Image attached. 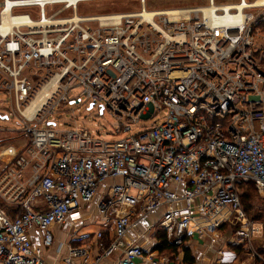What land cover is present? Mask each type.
Segmentation results:
<instances>
[{"label": "built area", "instance_id": "1", "mask_svg": "<svg viewBox=\"0 0 264 264\" xmlns=\"http://www.w3.org/2000/svg\"><path fill=\"white\" fill-rule=\"evenodd\" d=\"M98 1L0 3V91L14 99L31 137L0 178V199L16 211L12 217L0 207V264H45L31 232L51 247L52 227L83 222V208L108 181L97 207L114 239L106 245L103 230H76L70 240L78 247L65 264H102L116 255L117 264H186L194 240L207 243L218 264H232L230 247L263 232L248 219L237 186L253 182L264 193V44L256 48L264 42V5L208 0L145 19L141 0L136 13L79 15L81 4ZM55 77L49 106L69 103L80 86L86 102L121 121V138L59 129L44 122L49 107L27 119L36 93ZM156 118L161 122L125 136ZM156 212L148 232L125 241ZM152 228L165 246H154Z\"/></svg>", "mask_w": 264, "mask_h": 264}, {"label": "rangeland", "instance_id": "2", "mask_svg": "<svg viewBox=\"0 0 264 264\" xmlns=\"http://www.w3.org/2000/svg\"><path fill=\"white\" fill-rule=\"evenodd\" d=\"M215 1L217 5L237 4L239 2V0ZM246 1L252 3L256 0ZM1 2L2 0H0V3ZM207 3L208 2L201 3L200 0H146V8L148 11H163L175 8H194L199 5L202 6L201 4L207 5ZM141 6V0H104L89 4H81L78 13L81 16L129 14L139 12ZM21 12L29 13L30 10L22 9ZM247 12L257 14L258 11L248 10ZM263 44V41H257L256 48H261ZM81 92L82 88L80 86L75 87L68 95L70 99L69 103L58 105L57 108V105L49 106L47 112H49L48 114L50 115L46 116L44 122L48 120V122H52L54 120L56 127L59 129L81 128L89 130L97 137L99 136L107 141L121 138L120 135L116 134V131L121 127V121L112 116L107 110L100 113L99 106H95L93 110L89 111L91 102H86L85 97H81ZM79 98L82 100L80 104H72L73 101ZM6 116H8V119H4ZM160 116H163V114ZM48 122L38 127H45ZM156 122L160 123V118L142 121L132 126L131 132L125 136L137 135L145 128L154 126ZM25 124L26 122L23 117L20 116L19 113L17 114L15 110L14 99H11L6 91H0V127L7 130L4 133H0V172L6 167L9 161L15 157V154L13 155V151H11L14 149L15 144L17 145L19 143L20 146H25L27 144L28 146L31 142L30 134L23 131ZM10 129H12V133L8 132ZM253 203L255 206L254 211H252L250 216L247 215V217L253 222H258V224L263 227V232L261 235L253 238L251 242L245 243L239 247H230V250L237 254V258L232 264H250L255 260L263 261L264 263V193H260L257 190V197ZM87 211L90 212L91 210L87 207ZM90 213L93 214L94 210ZM259 213H261L260 216H262L260 220L255 218ZM233 229L234 227L228 231Z\"/></svg>", "mask_w": 264, "mask_h": 264}, {"label": "crops", "instance_id": "3", "mask_svg": "<svg viewBox=\"0 0 264 264\" xmlns=\"http://www.w3.org/2000/svg\"><path fill=\"white\" fill-rule=\"evenodd\" d=\"M201 3L208 2V0H200ZM208 4V3H207ZM202 6L197 7H203L207 6L204 4H201ZM193 8V7H192ZM179 9V8H175ZM4 119H8V116L4 117ZM7 131L6 129H2L0 127V133H4ZM12 133V129L10 131ZM18 143V142H17ZM23 144V143H22ZM27 144L25 146H20L18 143L15 144L13 151V155L17 156L19 154H23L26 150ZM13 157V156H12ZM13 162V159L9 161L7 165H10ZM112 184L111 181H108L106 184L102 185V187L99 190V194L94 199V202L90 205L83 208V216L84 221L81 223H77L75 225H71L70 223H65L63 225H54L52 227V232L54 234V244L49 248H44L42 243V236L40 231L33 230L31 232V239L34 249H41L42 255L45 260V264H65V261L70 256V250L72 248L78 247L77 244H74L71 242V236L76 233L77 231L81 232H97L100 230H103L104 233V243L106 245H109L112 240L114 239V232L111 224H108L104 219V216L100 213L98 209V203L102 200L104 195L107 194V186ZM0 207L8 213L9 216H15L16 211L15 208H13L11 205L4 204V202L0 199ZM87 207L89 210H94V213H90L87 211ZM160 218V212H156L148 217H146L140 224L137 230L132 231L128 234L125 241L131 242L133 238H137L139 234H144L149 231V229L155 225ZM157 232L160 233L158 229L152 228L150 233V238L152 240V243L156 244V248L158 247L159 240H162V238H159L157 236ZM163 241V240H162ZM190 252V255L192 256V259L195 264H218L216 256L212 252L208 251V246L206 244H200L197 240H194L190 243V247L187 248ZM118 255L110 257L106 259L102 264H117L118 261Z\"/></svg>", "mask_w": 264, "mask_h": 264}, {"label": "bare ground", "instance_id": "4", "mask_svg": "<svg viewBox=\"0 0 264 264\" xmlns=\"http://www.w3.org/2000/svg\"><path fill=\"white\" fill-rule=\"evenodd\" d=\"M104 1V0H100ZM146 1V0H145ZM245 4H247L245 2ZM255 5L262 6L264 5V0H257ZM237 8L239 10H242L241 6L238 5ZM145 10H146V5H145ZM154 12L152 11H147L143 14V17L145 19H151L154 15ZM120 16V15H118ZM10 15L8 14L4 20H3V27L5 28H10L12 22L9 20ZM79 17V15L77 16ZM108 16H101L100 19L101 21H106ZM118 20V17H115ZM22 20H27L26 17L22 18ZM17 19H15V22ZM14 23V22H13ZM57 83V77H55L53 80L51 79L50 82H48L45 86H43L39 92L37 93L36 97L32 100L31 104L27 107L26 111L24 112V116L31 120L34 116H39L44 113L46 108L49 107V103L51 102V96L53 92L55 91V85Z\"/></svg>", "mask_w": 264, "mask_h": 264}, {"label": "trees", "instance_id": "5", "mask_svg": "<svg viewBox=\"0 0 264 264\" xmlns=\"http://www.w3.org/2000/svg\"><path fill=\"white\" fill-rule=\"evenodd\" d=\"M11 164L6 165V167L0 172V178L6 172V170L11 166ZM237 188H238V191L240 194V199H241V204H242L243 210L246 212V214L248 216H250L252 211H254L255 206H254L253 201L257 197V188L253 182H242V183L238 184ZM260 214L261 213H259V215H256L255 218L258 220L262 219V216H260ZM157 236L159 238H162V240H163L162 242L165 246L167 244L166 237L164 235H162L161 232L160 233L157 232ZM185 262H186V264H195L193 259H192V256L190 255V252L188 250L185 252ZM250 264H264V263H263V261L255 260Z\"/></svg>", "mask_w": 264, "mask_h": 264}, {"label": "water", "instance_id": "6", "mask_svg": "<svg viewBox=\"0 0 264 264\" xmlns=\"http://www.w3.org/2000/svg\"><path fill=\"white\" fill-rule=\"evenodd\" d=\"M72 104H80V101L73 102ZM94 107H95V104H94V103L91 104V105L89 106V111L93 110ZM99 111H100V113H102V112H103V108L100 107V108H99Z\"/></svg>", "mask_w": 264, "mask_h": 264}]
</instances>
